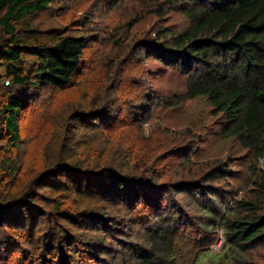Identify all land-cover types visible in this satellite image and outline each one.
Listing matches in <instances>:
<instances>
[{
  "label": "trees",
  "instance_id": "16d2710c",
  "mask_svg": "<svg viewBox=\"0 0 264 264\" xmlns=\"http://www.w3.org/2000/svg\"><path fill=\"white\" fill-rule=\"evenodd\" d=\"M54 1L0 0V67L4 69V76H0V136L6 138L11 149L21 140L23 114L38 97L46 90L62 93L76 87L86 69L88 45L104 40L119 52L126 50L116 28L106 38L102 34L93 38L92 32L82 29H42L32 23L30 18L47 11ZM136 2L140 12L158 19L153 18L149 35L140 44L143 62L153 59L169 71V77L173 71L186 82L183 92L167 90L157 105L178 112L187 103L204 101L208 116L220 121L219 140L234 143L244 153L246 168L240 183L234 185L231 180L236 178L235 157L220 160L219 153L201 164L195 160L197 148L205 143L202 130H197L201 112L189 127L187 116L181 124L167 127L177 138L174 157L188 145L178 158L188 174L185 170L173 174L169 168L159 171L158 166L171 156L162 160L157 149L147 146L154 136L143 139V127L152 116L153 105L141 104L139 99L114 100L119 86L117 72L122 67L118 65L125 55L120 57L118 52L99 57V77L105 74L110 82L114 78L115 84L107 87L96 78L97 88L91 90L95 100L70 109L63 122L68 131L63 130L61 138L54 129L44 141L48 132L41 129L47 121L42 115L47 117V108L55 106L56 95L50 99L49 94L40 109L41 135L37 133L34 141L47 142L46 148L42 143L43 156L60 139L58 155L48 163L44 161L45 166L25 191L13 195L6 191L3 198L0 196V264H177L179 254L182 264H252L246 262L249 254L264 251V0ZM172 13L184 17L186 24L181 30L166 25ZM84 21L82 26L88 31L92 24ZM159 21L163 25L156 27ZM77 23L81 27V21ZM28 55L32 61L25 65ZM147 95L148 100L153 97L150 91ZM123 111L128 115L123 116ZM140 115L147 117L141 119ZM165 129L157 130V134ZM156 140L160 139L156 136ZM108 141H113L110 148H104L109 157L100 160L101 154L93 155L95 164L89 162L82 148L88 147L91 156L94 147L93 154L100 146L108 147ZM14 164L12 168L10 163L3 165L0 172L7 175L3 184L8 190L25 172L21 164ZM197 167L204 168L203 174L197 175ZM164 178L171 182L161 183ZM214 179L226 188L215 187ZM66 193L76 195L78 200L66 195L71 203L66 207L65 201L52 198ZM167 193L171 202L162 207ZM203 199L204 203L200 202ZM183 200L188 202L184 208ZM83 201L94 210L79 213ZM43 204L51 207L48 214L58 221L76 230L93 231L94 237L88 239L80 231L64 234L57 223L50 226L49 234H40L42 220L49 216L43 214ZM140 204L149 210L133 215ZM185 205H199L202 212L195 218L188 217ZM117 210L126 213L122 221L128 230L120 229L121 224L115 221ZM183 224L195 230L190 245L182 247ZM219 237L223 244L212 252Z\"/></svg>",
  "mask_w": 264,
  "mask_h": 264
},
{
  "label": "rangeland",
  "instance_id": "374dc122",
  "mask_svg": "<svg viewBox=\"0 0 264 264\" xmlns=\"http://www.w3.org/2000/svg\"><path fill=\"white\" fill-rule=\"evenodd\" d=\"M137 7L138 6L136 0H123L122 3H119V0H55L47 11L30 18L32 23L42 29L55 27L59 29H69L70 31L74 32H80V30L82 29L84 32H92L91 34L94 35L93 38L98 37L100 34H102V37L106 38L107 35H110V32L114 31V28H116V31H118L120 36H122V42H124L122 46L125 47L126 50L119 52L117 48L112 47L108 43L104 44V40H99L94 44L92 43L88 45L86 47L87 49L84 56L86 69L82 73L83 75L77 80L78 84L76 85V87L64 92L62 91V93H56L52 90H46V92H44L41 97L37 98L38 101L34 103L29 111L23 114V118L20 121L21 140L19 141L15 149H11L6 143V138L0 136V172L4 167L3 165L8 163H10V168L13 167L12 165L14 163L21 164L25 171L24 174L22 173L20 181H16V183L13 185V188L9 190L7 187L5 188L3 184V181H5V179L7 178V175L0 174V196L2 198L3 193L6 191H8V194L11 195L15 194L16 191H25L27 189V185H29V181L39 172V170L42 169V167L45 166L44 164L48 163L49 160L55 158V156L58 155V144L60 143V139L56 140L55 145L52 146V149H49L50 151L45 152L43 156L41 154V150H43L42 143L44 145V148H46L47 142L38 144V142L34 141L37 137L36 134L40 131H38L39 125L41 126L43 124L40 116V109L44 108L47 96L51 94V99L56 95L53 102L55 106L52 105L53 108H47V117L42 115L45 119H47V121L43 124L41 129L49 133H47V138L44 141H48V137L52 133L54 134V129L57 130L59 138H61L64 132L63 130L68 131L67 125L63 128V122L66 121V118L68 116L67 114H69L70 109L77 107L79 104L87 106L90 100H95L93 98L94 96L93 93H91V90L94 91L97 88L98 81L95 80L96 78H98L97 80H99V82H101L103 85L105 84L107 87H112V85L115 84L114 78L110 82L108 76H105V74H101L102 76L99 77L100 72L98 71L99 68H97L96 63L99 57L111 56L118 52V55L120 57H123L125 55V58H121V64L118 65V67L122 65V67H120L121 69L119 68L120 70L117 72L118 78L116 80L119 86L117 88V91H115V95H113L112 97L114 100L118 99L121 102H129L130 100L134 101L139 99L138 102H141V104L149 103L153 105L151 113L152 116L149 117L148 123L143 127V129H145L143 139L145 140L146 137L154 136L153 139H149L150 142L147 146H151V148H153L154 150L157 149V155H161L162 160L164 159L163 157H166V155L168 154H170L171 156L162 161L163 163L158 166L159 171H164L165 168H169L174 174L177 171L180 173L185 170V167H183L184 165H180L181 163L178 158L180 157V154H183V152L188 150V145H184L182 151L179 152L178 156L174 157L175 151H177L176 148H178V146L175 145L177 138L170 135V133L168 132V128L173 127V125L181 124V119L184 118L183 116H187L188 119L190 118V123L188 125L189 127L193 122L196 113L201 112L199 113L200 115H198L200 117L199 122H201L197 130H202L201 137L205 141V143L197 148L195 160H197L198 163L201 164L208 158H211V160L215 159L214 155H218L219 153L220 157L217 159L220 160H225L228 157H235L237 161L233 171L236 178H231V180L234 185H238L240 183V176H242V173H244V170L246 168V166L243 164L244 153H242L234 143L221 142L219 140L218 134L220 131V127L218 126L220 124V121L218 120V118L208 116L209 107L204 101L197 100L195 101V103H187L184 107L180 108L178 112H170V110H165L163 108L161 109L160 106L157 105L161 100V96L166 94L167 90L171 93L183 92L186 82L185 78H183L182 76L176 77L173 71L171 72V75L169 77V71H165V68H163L161 64L156 63L153 59H147L145 60V62H143L144 56L143 52L140 50V44L143 43V41L148 37L149 28L152 24L154 16L152 14L150 15L147 12H140ZM63 11L65 12V16H67L66 18L62 17V15L64 14ZM154 19L158 20L156 17ZM79 20L81 21V27H79L77 23L79 22ZM84 20H89L90 24H92L88 28V31L86 27L82 26L85 23ZM67 21L73 23H70L68 25ZM163 21L164 20H161V22ZM167 21L168 22L166 25L170 26V28L173 30H181L186 24L184 17L179 13L170 14ZM65 22L67 23L64 24ZM161 22L159 21L156 27L163 25ZM30 61H32V58L29 55L26 56L25 65H28ZM93 69L95 71H91ZM85 75L88 78L84 77ZM0 76H4L3 67H0ZM149 91L151 92V96H153L150 100H148V95L147 97L145 96V94H148ZM1 95L2 93L0 91V98ZM185 108H187L186 112ZM122 115L126 116L128 115V113H125V111H123ZM139 117L141 119L145 117L146 119L147 115H143V117L142 115H140ZM159 129H165V131L159 132L157 134V130ZM165 132L167 133L166 135ZM38 135L40 136L41 133H38ZM156 136L160 140H156ZM112 143L113 141H108V147L100 146L102 148L98 149L95 154H93V150L95 151L97 147H94L91 150V156L89 154L88 147L82 149L86 151L84 152L85 156L88 159H91V161L89 162L95 164L94 156L97 157L101 154L99 156L100 160H103L105 157V159L109 157L107 155L109 154L107 152L108 150L104 152V148L105 150L106 148H110ZM80 153H83L82 150L80 151ZM78 156H80V154H78ZM44 157L45 160H43ZM197 169L200 170L197 171ZM194 170L199 172L197 173V175H200L203 174V171L201 170H204V168L197 167ZM186 171L187 170L184 171L185 175L188 174ZM163 182L170 183L171 181L164 178L161 183ZM212 183L218 189H220L221 187H223L224 189L225 187V185H223L224 183H219L218 179H214ZM37 195H46V193ZM66 195L68 197L71 196L70 199L72 198L76 200L78 198L76 195L71 193H66L63 195V197L61 195H53L52 198L59 202L65 201L64 204L67 207L68 205L70 206L71 203L69 202L70 200H66ZM240 196L241 195H239V197ZM170 200V194H168L167 196H165V200L161 203V206L165 207L167 204H169V202H171ZM80 201L81 200H79V202ZM200 202L204 203V199ZM85 204L86 203L83 201L81 206H79V213L85 211V209L94 210L95 207L93 208L92 205H87L86 207ZM181 204L184 208V204H188V202L183 200ZM147 208L148 207H145V205L140 204L134 210L133 215L138 216V214L140 213L139 211H142L145 214V212L149 210ZM199 208V205H185L184 210H186L188 217L192 216L193 218H195L202 212V210H200ZM41 209L43 211V214H48V211H50L51 207L43 204ZM63 210L64 212L69 211L68 209ZM48 215V217H44L41 223L43 228L42 230H40V234L42 235L43 233L49 234L48 230H50V226L54 223H57L59 224V226H57L58 229L62 230L64 234H72L73 231L75 233L76 231H80L82 234L83 232L86 233L88 239L94 237L93 231H87L85 229H83L85 231L76 230L72 228V226L67 222L58 221L56 219V216L52 214ZM125 216V212L117 210L115 212L114 219L116 222H119L118 224H121L119 225L120 229L126 230L127 228L123 226L122 221V218ZM193 230H195V228L183 224L182 233L180 235L181 239L179 241L182 243V247L185 244H189V239H191L192 237L194 238V235L192 233ZM133 239L136 238L133 237ZM98 241H100V238H98ZM189 245H186V247H188ZM249 261L252 262V264H264V251H253L246 259V262ZM179 262L180 264L183 263L180 254ZM179 262L177 264H179ZM215 264L229 263L218 261Z\"/></svg>",
  "mask_w": 264,
  "mask_h": 264
},
{
  "label": "built area",
  "instance_id": "2783aa9c",
  "mask_svg": "<svg viewBox=\"0 0 264 264\" xmlns=\"http://www.w3.org/2000/svg\"><path fill=\"white\" fill-rule=\"evenodd\" d=\"M223 240H222V237H219L218 238V240H216V242H215V244L211 247V249L213 250V251H217V250H219L220 248H221V246H222V244H223V242H222Z\"/></svg>",
  "mask_w": 264,
  "mask_h": 264
}]
</instances>
